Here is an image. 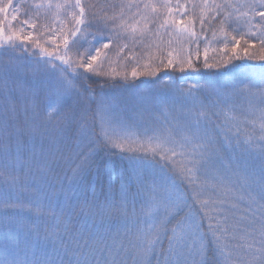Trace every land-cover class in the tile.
<instances>
[{
	"label": "snow or ice",
	"instance_id": "obj_1",
	"mask_svg": "<svg viewBox=\"0 0 264 264\" xmlns=\"http://www.w3.org/2000/svg\"><path fill=\"white\" fill-rule=\"evenodd\" d=\"M0 229V264H264V0H0Z\"/></svg>",
	"mask_w": 264,
	"mask_h": 264
},
{
	"label": "trees",
	"instance_id": "obj_2",
	"mask_svg": "<svg viewBox=\"0 0 264 264\" xmlns=\"http://www.w3.org/2000/svg\"><path fill=\"white\" fill-rule=\"evenodd\" d=\"M196 31L197 32H199L200 31V26H199V24L197 23V25H196ZM207 36L209 37V38H211V32L210 31H208L207 32ZM201 49H203V41L201 42ZM211 55H215V53H211L210 52V56ZM236 63H240V61H236ZM169 71H171V70H169ZM212 71H216L215 69H213ZM116 171H117V173L119 172V164L117 163V166H116ZM0 233H2V229H0ZM21 258H23V254L21 253Z\"/></svg>",
	"mask_w": 264,
	"mask_h": 264
},
{
	"label": "rangeland",
	"instance_id": "obj_3",
	"mask_svg": "<svg viewBox=\"0 0 264 264\" xmlns=\"http://www.w3.org/2000/svg\"><path fill=\"white\" fill-rule=\"evenodd\" d=\"M53 2H55V0H53ZM173 2H175V0H173ZM184 2H185V0H181V3H184ZM124 95H127V94H124Z\"/></svg>",
	"mask_w": 264,
	"mask_h": 264
}]
</instances>
